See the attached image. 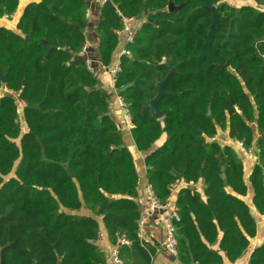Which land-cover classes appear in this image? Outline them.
<instances>
[{"label": "trees", "instance_id": "trees-1", "mask_svg": "<svg viewBox=\"0 0 264 264\" xmlns=\"http://www.w3.org/2000/svg\"><path fill=\"white\" fill-rule=\"evenodd\" d=\"M252 1L236 8L224 0H107L99 10L94 33L105 68L120 43V16L143 19L124 46L131 58H120L113 88L138 152L165 136L145 158L154 194L165 204L175 183L204 184L202 193L184 187L176 197L180 264H233L257 234L243 200L242 160L215 140L219 131L245 149L256 144L251 207L264 216V0ZM170 3L179 9L168 11ZM18 5L0 0V18ZM87 9V0H36L24 7L19 33L0 27V89L24 105L27 127L21 134L15 97H0V264H106L96 245L101 225L111 245L124 237L151 263L154 251L138 233L132 155L110 95L77 58ZM166 78L158 120L145 108ZM126 247L119 248L123 264ZM247 264H264V242Z\"/></svg>", "mask_w": 264, "mask_h": 264}, {"label": "crops", "instance_id": "crops-1", "mask_svg": "<svg viewBox=\"0 0 264 264\" xmlns=\"http://www.w3.org/2000/svg\"><path fill=\"white\" fill-rule=\"evenodd\" d=\"M33 1H36V0H19V5L17 7L16 12L13 15H11L9 17L0 18V27H3L5 29L12 31V32H15V33H19L16 29V25H17L21 15H22L24 7L29 2H33ZM224 1L229 3L232 6L236 7V8H239L243 5H253L252 0H248V1H251V3H249V4L246 1H241V0H224ZM87 5H88V8L90 9V11H89V16L87 17L88 22H89V26L87 29V39H86V43H85L86 49L83 53H80L77 58H81L83 60L89 61L90 66H91V72L97 76L98 80L100 81V83L102 85V88L104 90H106V87L104 85V81L105 80L108 81V78H109L112 82V88H113V77L109 74L108 68L103 67L101 62H100V57H99V53H98L99 41H98L96 34L94 33V29H95V26H96V23L98 20L99 10H100L101 5L99 3V0H87ZM142 22H143V19L138 18V22L136 23V26L139 27V25ZM119 38H120V43H119V46L117 48V52L114 55L113 61L118 57L122 47L125 45L126 36L121 35ZM113 91L117 97V93H115L116 91L114 90V88H113ZM4 95H11V96L15 97L14 96L15 94L8 92L5 88H1L0 89V97H2ZM113 101L115 103L114 98H113ZM114 106H115V104H114ZM118 127L120 129L121 125L118 124ZM251 128L253 130L254 137L257 138L258 137V131L256 129L255 123L251 125ZM130 129L131 128L128 127V130L125 132H122V133H123V136H124V134L127 135L128 141H127V143H125V141H124V144L132 155L134 166H135V169H136V172L138 174L139 181H140L139 187H138V192H137V198L135 201L137 202V204L140 207L141 215L148 216V222L145 225V227L141 230L140 239H141V241L144 242L145 246H148L149 248L153 249V251H154V254L152 256H150V258H151L150 264H180L177 257L172 256L171 254H169L166 250H164L162 248V243L164 240V228H163V224L161 222V213L160 212L151 213L149 211V209L147 207L148 199H147L146 194L144 192V188L148 184L147 177H146V169L147 168L145 165V158L150 152L156 150L164 142L165 136H163L159 141H157L155 144H153L149 152H145V153L144 152H138L135 145H134L132 137L130 135ZM220 132L221 131H219L215 140L219 143V145L221 147L227 146V145L231 146L233 149H235V151L238 153V155L240 156V158L242 160L243 167H244V179H245L246 184L248 185L247 196L245 198H243V200L248 204V206L251 210L252 216L254 217V219L256 221V225H257L256 237L254 239L250 240L249 248L243 253V255L235 263H233V264H247L249 259H250V255H251L252 251L257 246H259L261 243L264 242V220H263L262 216L259 215L251 207V199H252L253 194H252L251 187L249 185V179H250V176L252 174L253 168L256 164V161H255V158L250 160V159L246 158L245 156H243L240 153V151L236 148V145H235L236 140L230 139L226 132H223L222 136L224 137V139L222 141H220L219 140ZM123 139H124V137H123ZM255 149H256V147H255ZM251 150H253V148H251ZM246 162H247V166H246ZM184 187H189L190 189L195 188L199 192L202 193V191L204 189V184H203V182H201L198 185L193 186L192 184L186 185L183 181H179V182L175 183L172 186L171 197L168 200V203L171 206L175 207V201H176L178 191ZM259 226L261 227V231H262L261 234H260V232H258ZM96 245L105 253L106 264H111V263L107 262V254L111 250L112 245L109 243L102 225H101L100 237L97 240ZM126 249L128 250V252L124 255V258L126 259L127 263H129V264H141L142 263L143 264V260L140 258L138 253L131 250L130 246H127ZM224 264H230V263L225 261Z\"/></svg>", "mask_w": 264, "mask_h": 264}, {"label": "built area", "instance_id": "built-area-1", "mask_svg": "<svg viewBox=\"0 0 264 264\" xmlns=\"http://www.w3.org/2000/svg\"><path fill=\"white\" fill-rule=\"evenodd\" d=\"M107 0H99L100 5L104 4ZM90 9L88 8L86 10V17L89 16ZM7 17V16H5ZM121 22H122V29L117 32L118 36L125 35V45L132 43L133 38L135 36V33L138 29L136 26V23L138 22V18L135 17H129L125 18L120 16ZM124 45V46H125ZM124 46L122 47L120 54L118 57L113 61L112 65L108 67L109 74L113 77V83L114 78L116 74L119 72V65H120V58L122 56H125L126 58L130 59L131 54L129 51L124 49ZM85 47L83 48L82 52L85 51ZM162 62H164V58L162 59ZM85 64L88 68V70L91 71V66L88 60H85ZM118 104L122 109V115L124 116L126 122L129 125V128H131L130 119L127 110L123 108V104L121 99H118ZM236 148L240 151V153L245 156L246 158L252 160L254 159L252 150L245 149L241 142L238 140L235 141ZM144 192L146 194V197L148 199V209L151 213L160 212L161 213V222L163 224L164 228V240L162 243V248L166 250L169 254H171L174 257H177V240H176V226L178 222L180 221L179 216L176 213V208L171 206L168 202L165 204L160 203L157 196L154 194L152 187L147 184L144 188ZM148 222V216L141 215L139 220L137 221L138 225V233L139 238L141 234V230L145 227V225ZM100 237V236H99ZM141 240V239H140ZM122 246H131V242L127 240L126 238L122 237L119 239L117 245H112L111 250L107 254V262L111 264H122V261L119 257V248Z\"/></svg>", "mask_w": 264, "mask_h": 264}, {"label": "rangeland", "instance_id": "rangeland-1", "mask_svg": "<svg viewBox=\"0 0 264 264\" xmlns=\"http://www.w3.org/2000/svg\"><path fill=\"white\" fill-rule=\"evenodd\" d=\"M248 4L249 3H251V1H246ZM254 4V3H253ZM104 85H105V87H106V90H107V92H108V94L110 95V109H111V112H110V114H111V116H112V118L114 119V121L116 122V123H118L119 125H121V128H120V130L122 131V132H125V131H127L128 130V127H129V125H128V123L126 122V120H125V118H124V116L122 115V109H121V107L119 106V104H118V96L116 97V95L114 94V91H113V88H112V82H111V80L108 78V81L107 80H105L104 81ZM116 93V92H115ZM15 96V95H14ZM113 98L115 99V103H114V101H113ZM15 100H16V103H17V106H18V112H19V119H18V123H19V125H20V128H21V134H24L26 131H27V127H26V125H25V123H24V120H23V114H22V110H23V104L21 103V102H19L18 100H17V97L15 96ZM114 104H115V106H114ZM114 110V111H113ZM222 134H223V132L221 133L220 132V135H219V140L220 141H222L223 139H224V137L222 136ZM124 141H125V143H127V141H128V138H127V135L126 134H124ZM17 142V144H18V140L16 141ZM246 166H247V162H246ZM13 174H11L10 176H12ZM9 176V177H10ZM262 218H263V220H264V216H262ZM258 232H260V234H261V227L259 226V228H258ZM258 240V239H257Z\"/></svg>", "mask_w": 264, "mask_h": 264}, {"label": "water", "instance_id": "water-1", "mask_svg": "<svg viewBox=\"0 0 264 264\" xmlns=\"http://www.w3.org/2000/svg\"><path fill=\"white\" fill-rule=\"evenodd\" d=\"M178 9L179 8L178 7H175L172 3H170L168 5V7H167V10L168 11H174V10H178ZM209 10L212 12V14H213V21L215 22L216 21L215 7H211V8H209ZM223 67L225 68L226 65L223 66ZM172 72L173 71L171 70L170 73L168 74L167 78L169 77V75ZM167 78L165 80H163L162 82H160V83L157 84L158 92H157L155 98L153 100H151L149 106L147 108H145V110L148 111L151 114L152 117H154L155 119H158V120L161 119L164 116V113H165V111H159L158 110L157 103L159 102L160 98L163 95L168 94V93H166V92L163 91V85H164L165 81L167 80ZM1 82H2V84H5V76H1ZM255 147H256V144L254 143L253 146H252L253 150L255 149Z\"/></svg>", "mask_w": 264, "mask_h": 264}]
</instances>
